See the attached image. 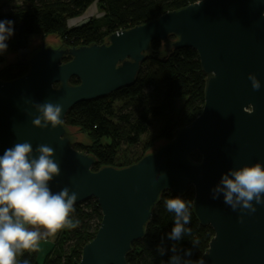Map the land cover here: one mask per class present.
I'll list each match as a JSON object with an SVG mask.
<instances>
[{
  "label": "water",
  "instance_id": "95a60500",
  "mask_svg": "<svg viewBox=\"0 0 264 264\" xmlns=\"http://www.w3.org/2000/svg\"><path fill=\"white\" fill-rule=\"evenodd\" d=\"M153 40L164 48L150 55L162 60L173 50H194L206 77L200 115L169 142L131 166L93 171L94 159L74 150L63 123L55 129L32 126L36 104H61L64 120L73 106L134 85ZM28 47L36 48L0 52V69L28 66L24 76L0 80V156L29 142L35 158L37 146L48 145L60 168L49 181L51 191L67 187L69 195L77 193L74 207L97 202L101 222L77 264H126L160 194L183 197L189 188L194 216L213 231L201 256L205 264H264V204L253 202L256 211L249 214L239 204L232 210L223 192L213 199L229 169L257 162L264 167V0H199L112 33L102 45L65 47L53 36L42 42L38 36ZM248 73L259 80V90L252 89ZM72 78L77 85L69 84ZM193 153L200 162L189 160Z\"/></svg>",
  "mask_w": 264,
  "mask_h": 264
},
{
  "label": "trees",
  "instance_id": "16d2710c",
  "mask_svg": "<svg viewBox=\"0 0 264 264\" xmlns=\"http://www.w3.org/2000/svg\"><path fill=\"white\" fill-rule=\"evenodd\" d=\"M197 1L21 0L20 5L8 13L0 9V20L14 22V33L5 43L17 54L27 48L28 38L35 35H56L61 40V46L65 47L102 45L112 33L145 24ZM92 4L99 7L101 18H91L77 27L68 25L69 20L81 16ZM163 48L164 43L159 40L150 43L134 85L79 103L66 113L63 126L72 147L94 159L93 171L102 167L122 169L131 166L150 154L149 150L157 140L169 142L175 130L189 125L200 115L206 77L201 71L197 53L183 48L171 51L163 60L160 55H150L151 52L162 53ZM27 72L26 65H9L0 69V80L10 81ZM69 84L77 85L78 81L72 78ZM177 100L183 101L179 111L174 107ZM70 129H77L85 135L88 145L76 142ZM142 136L146 139L138 155L118 157L121 147H136ZM189 160L198 163L201 157L193 153ZM172 197L176 195L169 191L160 194L151 209V219L144 227L143 238L131 244L125 257L126 264H174L173 256L178 257L176 264H185V261H195L204 254L213 231L209 226L202 227L193 214L192 188L180 197L192 203L191 222L185 225L191 229V235L182 234L179 241L169 238L174 226V213L166 210L163 201ZM71 216L80 221L79 227L59 230L58 252L47 254L43 264H77L82 248L94 238L101 222V212L94 199L75 207ZM193 239L199 240L198 246L192 245ZM64 246L66 249H63ZM188 249L192 250L190 256L186 255ZM23 260H27L28 264H37V251L25 253L20 264Z\"/></svg>",
  "mask_w": 264,
  "mask_h": 264
},
{
  "label": "clouds",
  "instance_id": "9594fccd",
  "mask_svg": "<svg viewBox=\"0 0 264 264\" xmlns=\"http://www.w3.org/2000/svg\"><path fill=\"white\" fill-rule=\"evenodd\" d=\"M13 23L0 20V52L7 48L5 41L14 33ZM247 78L253 90L260 89V82L253 73H248ZM35 108L39 115L32 119V126L45 129L51 125L55 129L63 123L61 104L48 101L36 104ZM35 151L39 155L30 158L33 147L29 142H22L6 149L0 156V264H20L17 257L25 251H36L41 239L54 236L61 229H75L80 225V221L71 216L77 193L69 195V189L65 187L54 194L49 187V181L60 173L58 163L50 158L54 150L48 145H39ZM217 192H223L224 203L232 210L235 211L239 204L242 210L254 213L253 202L264 204V167L257 162L229 169L221 175L220 184L213 190V199ZM163 203L168 212L174 213L169 238L179 241L182 234L191 235V229L185 225L191 222L192 203L179 196L165 198ZM239 219L243 222L242 217ZM191 243L198 246L199 240L193 239ZM172 251L176 249L173 247ZM186 255H192V250H186ZM172 261L176 264L178 257L173 256ZM22 264H28V261L23 260ZM185 264H205V261L199 257L195 261L187 260Z\"/></svg>",
  "mask_w": 264,
  "mask_h": 264
},
{
  "label": "rangeland",
  "instance_id": "374dc122",
  "mask_svg": "<svg viewBox=\"0 0 264 264\" xmlns=\"http://www.w3.org/2000/svg\"><path fill=\"white\" fill-rule=\"evenodd\" d=\"M20 3H21V0H0L1 12L8 13L14 7L19 6ZM101 17H102V14H101V12L99 10V7L96 4H92L81 16H79V17H77L75 19L69 20L68 21V25L70 27H73V26L77 27V26L87 22L91 18H101ZM38 36H40V35H35V36H31V37L28 38V45H27L28 49H29L28 46L30 45V42L32 40L38 38ZM49 36H53L54 39H58L60 41V43H61V40L59 39L58 36H56V35H49ZM47 37L48 36H40V42L43 41V38H47ZM4 51L13 53L9 47H7ZM4 51H2V52H4ZM0 58L2 59V61H0V64H1V63H3L5 61V59L3 57H1V56H0ZM182 103H183V101H181V100H177V101L174 102V107H175L176 111H179V109L182 106ZM70 132L75 137L74 140L76 142H81L83 145H88L87 137L85 135L81 134L79 132V130L70 129ZM145 139H146V136H142L140 138V144H138L136 147H133V148L121 147L120 150L117 153L118 157H123V156H127L128 157L129 155H131V156L138 155V153L140 151V146L145 141ZM164 143H165V140H163V139L157 140L153 144V147L149 150V152L155 151L159 146L163 145ZM58 234H59V231L54 236H51V237H48L46 239H41L40 240L38 249L36 250L37 251V264H43V261H44L46 255L49 254L51 251L58 252V247L56 246L57 241H58ZM63 249H66V246H64ZM27 252L28 251H25L23 253V255L25 253H27ZM22 256H18L17 257V261L18 262H21Z\"/></svg>",
  "mask_w": 264,
  "mask_h": 264
},
{
  "label": "flooded vegetation",
  "instance_id": "af4514ba",
  "mask_svg": "<svg viewBox=\"0 0 264 264\" xmlns=\"http://www.w3.org/2000/svg\"><path fill=\"white\" fill-rule=\"evenodd\" d=\"M38 47V46H37ZM34 48H36V47H34ZM34 48H29V49H34ZM16 57V56H15Z\"/></svg>",
  "mask_w": 264,
  "mask_h": 264
}]
</instances>
